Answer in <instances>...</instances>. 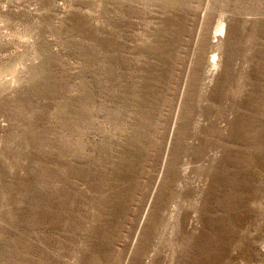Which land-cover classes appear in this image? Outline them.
Returning a JSON list of instances; mask_svg holds the SVG:
<instances>
[{
    "label": "rangeland",
    "instance_id": "rangeland-1",
    "mask_svg": "<svg viewBox=\"0 0 264 264\" xmlns=\"http://www.w3.org/2000/svg\"><path fill=\"white\" fill-rule=\"evenodd\" d=\"M263 246L264 0H0V264Z\"/></svg>",
    "mask_w": 264,
    "mask_h": 264
},
{
    "label": "bare ground",
    "instance_id": "bare-ground-1",
    "mask_svg": "<svg viewBox=\"0 0 264 264\" xmlns=\"http://www.w3.org/2000/svg\"><path fill=\"white\" fill-rule=\"evenodd\" d=\"M223 31V26L221 24L218 25L216 29V35H220V33ZM215 68V65L212 64V68L210 69V72ZM264 247V246H263Z\"/></svg>",
    "mask_w": 264,
    "mask_h": 264
}]
</instances>
